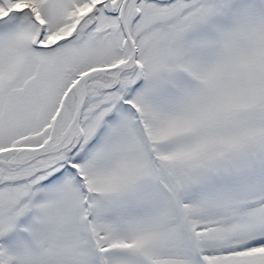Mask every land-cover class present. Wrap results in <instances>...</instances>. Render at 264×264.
Instances as JSON below:
<instances>
[{
  "label": "snow or ice",
  "instance_id": "snow-or-ice-1",
  "mask_svg": "<svg viewBox=\"0 0 264 264\" xmlns=\"http://www.w3.org/2000/svg\"><path fill=\"white\" fill-rule=\"evenodd\" d=\"M0 264H264V0H0Z\"/></svg>",
  "mask_w": 264,
  "mask_h": 264
}]
</instances>
